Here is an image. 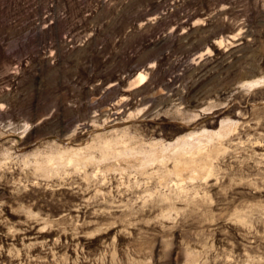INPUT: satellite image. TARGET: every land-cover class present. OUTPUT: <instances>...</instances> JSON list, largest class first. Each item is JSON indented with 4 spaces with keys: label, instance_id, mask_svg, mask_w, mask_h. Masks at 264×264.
Returning a JSON list of instances; mask_svg holds the SVG:
<instances>
[{
    "label": "rangeland",
    "instance_id": "1",
    "mask_svg": "<svg viewBox=\"0 0 264 264\" xmlns=\"http://www.w3.org/2000/svg\"><path fill=\"white\" fill-rule=\"evenodd\" d=\"M0 264H264V0H0Z\"/></svg>",
    "mask_w": 264,
    "mask_h": 264
}]
</instances>
